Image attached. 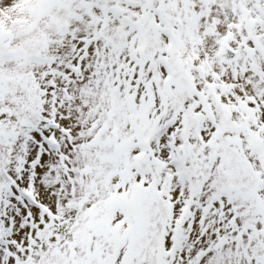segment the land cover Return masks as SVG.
Returning a JSON list of instances; mask_svg holds the SVG:
<instances>
[{"label":"snow or ice","instance_id":"snow-or-ice-1","mask_svg":"<svg viewBox=\"0 0 264 264\" xmlns=\"http://www.w3.org/2000/svg\"><path fill=\"white\" fill-rule=\"evenodd\" d=\"M0 264H264V0H0Z\"/></svg>","mask_w":264,"mask_h":264}]
</instances>
